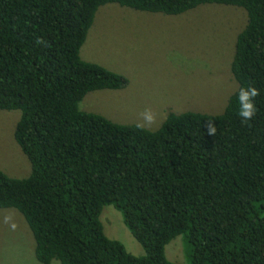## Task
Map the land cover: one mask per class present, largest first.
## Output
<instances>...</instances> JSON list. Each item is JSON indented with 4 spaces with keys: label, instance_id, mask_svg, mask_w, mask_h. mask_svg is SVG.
I'll return each instance as SVG.
<instances>
[{
    "label": "trees",
    "instance_id": "trees-1",
    "mask_svg": "<svg viewBox=\"0 0 264 264\" xmlns=\"http://www.w3.org/2000/svg\"><path fill=\"white\" fill-rule=\"evenodd\" d=\"M111 3L166 15L244 9L230 63L237 88L223 111L169 113L142 130L79 109L88 92L127 84L80 56ZM248 85L260 95L245 124L236 94ZM0 110L20 111L13 137L30 165L22 178L0 169V208L22 214L40 264H179L165 255L177 236L186 264H264V0H0ZM106 205L142 255L105 235Z\"/></svg>",
    "mask_w": 264,
    "mask_h": 264
},
{
    "label": "rangeland",
    "instance_id": "rangeland-1",
    "mask_svg": "<svg viewBox=\"0 0 264 264\" xmlns=\"http://www.w3.org/2000/svg\"><path fill=\"white\" fill-rule=\"evenodd\" d=\"M245 23L244 9L224 4H204L177 15L115 3L99 7L80 56L121 74L127 84L117 90L88 92L79 109L116 123L136 124L138 114L151 107L157 113V125L149 130L159 128L169 113H221L237 88L230 63L236 36ZM19 117V110H0V169L22 178L29 174L30 165L13 137ZM8 214L14 217L15 230L3 222ZM99 220L108 238L120 241L135 256L143 254L113 206H104ZM34 246L22 214L0 208V264H40ZM165 255L186 264L180 236L165 246Z\"/></svg>",
    "mask_w": 264,
    "mask_h": 264
},
{
    "label": "clouds",
    "instance_id": "clouds-1",
    "mask_svg": "<svg viewBox=\"0 0 264 264\" xmlns=\"http://www.w3.org/2000/svg\"><path fill=\"white\" fill-rule=\"evenodd\" d=\"M38 44L45 43L43 40H37ZM238 115L242 123L247 124L256 115L255 98L260 95V90L252 85L240 87L237 92ZM157 125V113L151 108L147 107L138 114V121L135 125L138 129H152ZM207 129L209 135L217 134V127L215 120L207 121ZM12 214L5 215L4 223L9 225L12 230H15L17 225Z\"/></svg>",
    "mask_w": 264,
    "mask_h": 264
}]
</instances>
